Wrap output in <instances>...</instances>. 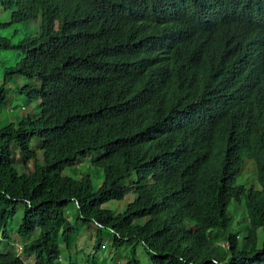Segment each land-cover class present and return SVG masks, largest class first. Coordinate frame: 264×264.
<instances>
[{
  "label": "trees",
  "instance_id": "obj_1",
  "mask_svg": "<svg viewBox=\"0 0 264 264\" xmlns=\"http://www.w3.org/2000/svg\"><path fill=\"white\" fill-rule=\"evenodd\" d=\"M10 23L41 18L40 32L0 50L37 115L0 127V264H26L2 251L7 224L23 207L21 245L31 264H59L60 229L96 227L95 264L105 233L116 264H264V63L237 35L252 18L264 27V0H0ZM6 24V23H4ZM2 26V23H0ZM217 54V55H216ZM218 55H223L221 58ZM18 172L11 142L34 159ZM85 160L102 175L66 174ZM28 170V171H27ZM93 170V171H94ZM251 171L253 181H238ZM119 211L106 209L127 195ZM244 213L243 235L229 206ZM130 246L128 254L121 250Z\"/></svg>",
  "mask_w": 264,
  "mask_h": 264
},
{
  "label": "rangeland",
  "instance_id": "obj_2",
  "mask_svg": "<svg viewBox=\"0 0 264 264\" xmlns=\"http://www.w3.org/2000/svg\"><path fill=\"white\" fill-rule=\"evenodd\" d=\"M8 21L9 11L0 8V23H2V26H0V38H7L10 43H16L18 40L24 39L29 35L38 34L40 32V24L42 20L41 18H39L36 20H32L30 23H10ZM15 54L16 52L0 50V82L2 81V70L4 68L12 67L17 62ZM26 83L27 80L24 77H20L17 75L10 76V78H8L7 83L4 85L6 101L3 105H0V127L8 123L17 124L18 121L26 115H37V108L35 107V103L39 102V100L28 102L25 96L22 93H19L18 89ZM9 147L12 153L13 165H15L18 172L25 171V162L27 163L28 170L33 169L34 160H37V162H41L42 152L36 142V139H31L30 141V147H32L35 152L34 159H26L15 142H11ZM88 162L89 161L85 160L78 165L76 164V166L73 167L72 170L67 169L66 174L72 177H79L85 172L89 173L93 185L95 184V186L98 187L101 183L102 175H97L94 168L93 171ZM238 181L244 184H247L249 181H253L252 172L244 171L242 175L238 177ZM133 196L134 195L130 193L121 201L107 202V204L104 205V208L114 209L117 211H119V209L122 210L126 206L127 202H129L130 199H133ZM229 211L233 216V227L239 230L237 233H239V236L241 238L243 235V229L240 223L243 219L244 213L240 207H237L234 204V202L229 206ZM22 215L23 207L19 205L17 207L15 216H13V218L5 228V233L8 236L9 240L7 241L6 239H3L1 250L16 251L26 264H31L34 261L33 254H22L20 245L38 238L39 229H35L28 237L21 238L18 235V228L21 223ZM64 217L67 218L69 222L73 224V226H75L74 229H77L70 237L71 242L69 244V248H66L61 241L60 229H57V231L54 233L53 239L60 246L59 264H86L88 255L93 252L96 227L93 224L86 226L79 221H75L76 210L72 202H70V204L66 206ZM104 235L105 241L104 244H102V249L97 253L95 264H116V262L119 261L118 257L115 258L116 255L114 256L113 250L108 249V246L111 243L112 236L107 232ZM131 245H133V243L127 245V249L121 250V255H124L126 253L128 254V250ZM138 256L140 258L141 264H148V257L142 247L138 248Z\"/></svg>",
  "mask_w": 264,
  "mask_h": 264
},
{
  "label": "clouds",
  "instance_id": "obj_3",
  "mask_svg": "<svg viewBox=\"0 0 264 264\" xmlns=\"http://www.w3.org/2000/svg\"><path fill=\"white\" fill-rule=\"evenodd\" d=\"M237 35L256 57H259L263 51L262 60L264 63V27L260 26V24L250 18L249 26L246 28H237ZM218 56L221 58L223 57V55Z\"/></svg>",
  "mask_w": 264,
  "mask_h": 264
}]
</instances>
